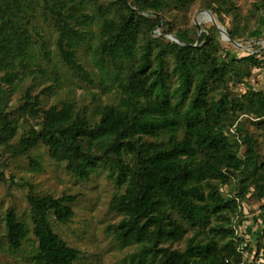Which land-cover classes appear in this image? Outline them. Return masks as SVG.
<instances>
[{
	"label": "trees",
	"instance_id": "obj_1",
	"mask_svg": "<svg viewBox=\"0 0 264 264\" xmlns=\"http://www.w3.org/2000/svg\"><path fill=\"white\" fill-rule=\"evenodd\" d=\"M197 3L218 17L232 40L247 38L251 21L264 12V0L254 1L247 14L234 0H0V151L17 157L43 144L80 180L108 170L117 187L109 209L121 218L106 229L122 247L137 246L125 261L240 264V246L252 245L236 234L235 224L244 215L241 200L264 199V89L236 90L234 67H262L264 61L253 53L231 57L212 23L198 45L170 39L184 31L185 42L197 43V24L182 27ZM39 16L54 21L60 57L86 78L78 46L85 26L98 25L93 60L118 97L99 103L91 117L72 99L43 107L26 91L17 109L36 124L14 141L18 123L9 101L20 75L14 68L27 67L34 55ZM25 184L28 220L12 207L3 216L8 249L20 252L33 236L34 264H75L81 250L54 230L51 219L71 222L76 197L40 194ZM252 240L254 260H264V231Z\"/></svg>",
	"mask_w": 264,
	"mask_h": 264
},
{
	"label": "rangeland",
	"instance_id": "obj_2",
	"mask_svg": "<svg viewBox=\"0 0 264 264\" xmlns=\"http://www.w3.org/2000/svg\"><path fill=\"white\" fill-rule=\"evenodd\" d=\"M254 1L256 0H234L243 14L250 12ZM87 11L90 12L89 9ZM207 11L217 22H221L210 9L197 3L189 13V22L182 25L184 29L189 30L190 25L196 24V20L202 22V36L197 31V42L199 43L203 41V35L207 33V26L212 23L211 20H200ZM261 18H264V12L261 13L258 22L251 21L253 29L259 25ZM231 20V17L225 16L226 26H231ZM84 29L86 30L84 43L78 46V56L87 69V78L71 69L60 57L56 45L58 32L54 21L39 16L35 30L37 44L33 49L34 55L24 62L27 67L18 63L14 68L20 74L15 81L16 86L10 94L9 101V110L18 123V133L14 141H17L31 124H36L34 119L22 115L17 109L26 91L30 92L34 97L33 100L37 99L43 107L61 104L64 100L72 99L76 103L77 110L91 117H97L99 103L117 100L118 94L113 80L101 74L95 65L90 48L96 43L99 27L93 23L87 24ZM156 32L161 35L159 28ZM219 32L220 39L231 57L238 58L253 53L264 61L263 34H260L261 38L256 39L251 36V32L247 38L237 39V44L245 46L241 48L230 44L220 30ZM174 33L184 40H190L184 31ZM43 41L47 42V51L43 47ZM261 66L252 68L248 64L236 65L234 74L238 84L235 89L240 92H245L247 87L264 89V65ZM241 68L242 74L238 75L236 72H239ZM6 87L11 86L6 85ZM256 133L258 134L259 131ZM262 137L260 135L261 140ZM261 142V147L264 149V142ZM0 154L4 155L0 162V166L3 165L2 168L0 167V264H34L31 261L34 247L33 236L25 242L20 252H11L8 249L3 220L4 213L9 207L14 208L22 219L28 220L27 194L29 188L25 183L33 184L35 191L40 194L51 193L60 196L68 193L76 197L73 203L75 213L71 222L62 224L53 217L51 219L54 230L69 245L81 250L80 257L74 262L75 264H147V262L125 261L126 256L136 250L137 246L130 244L122 247L112 233L106 229L109 223H116L121 218L120 214L109 209L110 198L117 187L108 170H97L90 178L80 180L66 171L62 163L52 159L48 148L43 144L17 157L5 155L3 151H0ZM229 193H231L230 190ZM241 208L244 215L239 221L243 225L238 223L236 225L239 227L240 236L252 243L248 247V252L256 255L254 247L256 243L252 239L255 236L258 238L264 231V199L248 195L247 198L241 200ZM183 243L184 239L174 243L173 246L178 248L183 246Z\"/></svg>",
	"mask_w": 264,
	"mask_h": 264
},
{
	"label": "water",
	"instance_id": "obj_3",
	"mask_svg": "<svg viewBox=\"0 0 264 264\" xmlns=\"http://www.w3.org/2000/svg\"><path fill=\"white\" fill-rule=\"evenodd\" d=\"M210 15V20L212 21L213 24L217 25V27L219 28V30L221 31V34H223L224 38L232 45H237L238 47H241V48H245V46H243L242 44H237L236 43V40H232L228 34H227V31L226 29L224 28V25L221 23V22H217L215 20V18L210 14L209 11H207ZM197 24V29H198V32H199V35L202 36L201 32L203 30V27H202V22L201 21H197L195 22ZM168 37L176 42H179L180 44H183V45H198L199 42L197 43H189V42H185L180 36H178L176 33H171L168 35Z\"/></svg>",
	"mask_w": 264,
	"mask_h": 264
},
{
	"label": "built area",
	"instance_id": "obj_4",
	"mask_svg": "<svg viewBox=\"0 0 264 264\" xmlns=\"http://www.w3.org/2000/svg\"><path fill=\"white\" fill-rule=\"evenodd\" d=\"M236 225V224H235ZM236 234L240 236L239 229L236 225ZM246 241V240H245ZM245 245V244H244ZM241 252L243 254V260L241 261L240 264H262L263 263V258L261 255L258 257V259L254 260L255 255H251L248 250L243 248V244L240 246ZM255 250V254H256Z\"/></svg>",
	"mask_w": 264,
	"mask_h": 264
},
{
	"label": "crops",
	"instance_id": "obj_5",
	"mask_svg": "<svg viewBox=\"0 0 264 264\" xmlns=\"http://www.w3.org/2000/svg\"><path fill=\"white\" fill-rule=\"evenodd\" d=\"M261 27V28H260ZM260 34H263L264 36V18H261L260 22H259V25L253 29L252 33H251V36L252 37H255L256 39H259L261 38L260 37ZM246 65V64H245ZM241 67H244V66H241ZM238 75H241L242 74V68L240 69L239 72H236ZM238 224L240 225H243L242 222H238ZM247 227V226H246ZM251 230V229H250Z\"/></svg>",
	"mask_w": 264,
	"mask_h": 264
},
{
	"label": "bare ground",
	"instance_id": "obj_6",
	"mask_svg": "<svg viewBox=\"0 0 264 264\" xmlns=\"http://www.w3.org/2000/svg\"><path fill=\"white\" fill-rule=\"evenodd\" d=\"M200 20H206V21L210 20L209 13L206 12L205 15H204L203 17H201ZM246 48H247V47H246Z\"/></svg>",
	"mask_w": 264,
	"mask_h": 264
}]
</instances>
